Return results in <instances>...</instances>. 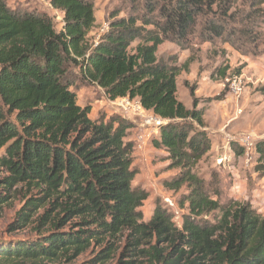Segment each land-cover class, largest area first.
Listing matches in <instances>:
<instances>
[{"label": "trees", "instance_id": "trees-1", "mask_svg": "<svg viewBox=\"0 0 264 264\" xmlns=\"http://www.w3.org/2000/svg\"><path fill=\"white\" fill-rule=\"evenodd\" d=\"M45 1L63 14L58 32L45 13L0 0V190L24 191L12 226L33 224L35 232L0 247V264L69 260L90 248L98 264L116 257L118 264H264V217L249 202L221 203L219 175L205 180L196 172L211 151L205 107L193 102L188 109L177 99L184 68L156 57L164 41L186 40L202 17L204 42L247 35L248 12L236 18L241 29L228 28L235 6L253 9L264 0L147 2L146 13L112 15L92 45L86 42L95 22L91 0ZM213 8L220 15L207 18ZM72 69L108 100L136 99L163 121L152 143L166 153L167 169L177 170L163 188L184 189L179 204L187 213L179 228L159 201L143 221L140 207L149 194L132 186L138 172L133 144L124 140L132 125L119 117L92 120L91 106H80L71 90ZM218 74L225 79L227 69ZM231 149L243 153L233 143ZM255 150L263 159L264 140ZM6 201L0 192V204Z\"/></svg>", "mask_w": 264, "mask_h": 264}, {"label": "rangeland", "instance_id": "rangeland-1", "mask_svg": "<svg viewBox=\"0 0 264 264\" xmlns=\"http://www.w3.org/2000/svg\"><path fill=\"white\" fill-rule=\"evenodd\" d=\"M94 10V26L86 35V42L96 44L108 29L112 15L116 18L126 14H142L148 12L147 2L162 4L166 0H91ZM11 8H25L45 13L52 21L56 32L62 28L63 14L53 9L45 0H7ZM236 14L228 21V28L232 30L244 27L243 33L233 36L226 33L213 42H204L199 36L204 17L198 19L191 34L180 43L164 41L157 49V59L169 61L177 67L184 68L177 77V99L186 108L191 109L193 102L198 108L205 107V131L211 140V151L196 165V172L200 177L208 180L211 172L220 177V202L236 201L249 202L257 214L264 217L262 204L264 201V157L255 150V143L264 140V4L250 9L247 4L238 1ZM250 13V19L244 21L242 27L236 18H243L240 14ZM220 14L216 8L207 18H215ZM187 63L185 69L184 64ZM227 69L225 79H221L219 70ZM240 72L232 77L233 72ZM73 87L71 90L77 96L80 106L90 105L89 117L92 120L105 116L119 117L129 122L132 128L127 132L125 141L133 144L132 167L137 174L132 182L133 187H139L148 192L149 197L140 207L143 221L147 222L153 212L154 203L167 209L175 225L181 226V216L187 213L186 205L181 206L179 199L184 189L178 192L168 191L162 186L163 180L173 176L177 170H168L169 161L165 160L166 153L153 146L156 134L151 133L149 125L150 115L136 116L128 113L130 106L125 108L126 99L108 100L101 89L87 84L78 75L77 69L71 70ZM239 91L235 94L233 87ZM136 100V99H135ZM139 135L147 136L142 144L137 139ZM250 138L253 147L249 150L242 147L240 139ZM243 150L238 155L231 144ZM219 156V157H218ZM223 156V157H221ZM223 161L218 163V159ZM17 190V191H15ZM7 196V201L0 204V247L15 244L19 240L32 238L35 235L34 225L26 228H13L15 215L23 204V193L19 188L11 192L1 191ZM35 196V195H34ZM168 200L173 203L169 205ZM40 208L32 219L43 212ZM45 231V230H44ZM94 248L81 253L69 260L58 258L52 262L42 264H98L92 263L95 256ZM33 264V263H23ZM102 264H118L117 257Z\"/></svg>", "mask_w": 264, "mask_h": 264}, {"label": "built area", "instance_id": "built-area-1", "mask_svg": "<svg viewBox=\"0 0 264 264\" xmlns=\"http://www.w3.org/2000/svg\"><path fill=\"white\" fill-rule=\"evenodd\" d=\"M232 90L234 91L235 94L239 93V91L236 89L235 86L233 87ZM125 104H126L125 108H127V106H130V108H132V111H130V109H128V113L131 112V113H133L136 116H141V115L142 116H145V115L147 116L149 114L150 115L149 121H145V122L143 121V125H149L150 128H151V133H153V134H156L159 131V127L163 123V121L160 118L154 116L151 111H148V110L144 109L140 105L138 100H128V99H126L125 100ZM137 139L139 140V143L143 144L146 141L147 136L139 135ZM240 143H241L242 147H244L247 150H249V148L253 147V143L250 142V138L249 137L240 139ZM222 161H223V159L219 158L217 162L221 163ZM168 203H169V205H173V203L170 202L169 200H168ZM262 209L264 211V201H263V204H262Z\"/></svg>", "mask_w": 264, "mask_h": 264}, {"label": "crops", "instance_id": "crops-1", "mask_svg": "<svg viewBox=\"0 0 264 264\" xmlns=\"http://www.w3.org/2000/svg\"><path fill=\"white\" fill-rule=\"evenodd\" d=\"M219 157V156H218ZM221 157H223V156H221Z\"/></svg>", "mask_w": 264, "mask_h": 264}]
</instances>
